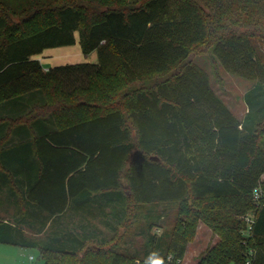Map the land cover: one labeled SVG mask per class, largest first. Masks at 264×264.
Returning <instances> with one entry per match:
<instances>
[{
	"label": "trees",
	"instance_id": "trees-1",
	"mask_svg": "<svg viewBox=\"0 0 264 264\" xmlns=\"http://www.w3.org/2000/svg\"><path fill=\"white\" fill-rule=\"evenodd\" d=\"M76 34L97 62L45 71L35 57ZM198 50L253 83L242 120L191 62ZM8 104L19 114L0 118V192L17 207L1 244L36 248L43 264H145L152 252L181 264L201 222L219 241L197 264H264V0H0ZM38 122L49 125L13 141ZM107 208L106 249L88 225L42 244L21 228Z\"/></svg>",
	"mask_w": 264,
	"mask_h": 264
},
{
	"label": "rangeland",
	"instance_id": "rangeland-1",
	"mask_svg": "<svg viewBox=\"0 0 264 264\" xmlns=\"http://www.w3.org/2000/svg\"><path fill=\"white\" fill-rule=\"evenodd\" d=\"M42 63L47 62L52 66L65 64H76L83 62H97V54L93 52L89 56H84L76 34V43L72 46L48 49L44 54L37 56ZM191 62L205 72L210 80L214 91L220 96L233 114L242 120L247 113V106L244 102V94L252 87V82L245 80L237 75L228 73L216 60L211 51H196L191 58ZM264 180V175L262 181ZM16 198V197H15ZM14 197H9L6 191L0 192V219H15L16 208ZM100 211V210H99ZM97 209H92L89 213L72 214L57 222L53 221H33L27 220L21 226L24 235L28 240L37 244L45 243L55 232L60 230H80L81 225H88V229L95 232L98 241L91 246L95 249L108 248L110 245L103 244L113 237V226L116 225L113 208L105 209V215ZM79 228V229H78ZM134 243L138 247L143 240L139 236H134ZM219 236L215 234L205 224L199 222L196 228L195 238L188 244L187 251L181 264H197L199 258L208 249L216 245ZM34 260L30 261L29 257ZM88 260L92 264H99V259L94 257V253H89ZM94 259V260H93ZM103 260V257H102ZM97 262V263H96ZM44 261L38 249H25L17 246L5 245L0 243V264H43ZM136 264H141L137 262Z\"/></svg>",
	"mask_w": 264,
	"mask_h": 264
},
{
	"label": "crops",
	"instance_id": "crops-1",
	"mask_svg": "<svg viewBox=\"0 0 264 264\" xmlns=\"http://www.w3.org/2000/svg\"><path fill=\"white\" fill-rule=\"evenodd\" d=\"M46 51H44L42 54H44ZM35 58L40 61V63L43 66V69L45 71H47L49 68L54 67L47 62L42 63L41 60L37 56ZM20 103L26 104L25 101H21ZM17 107L18 106L16 105V108H15V106H13V104L12 105L8 104L7 106H0V118L13 117L16 114H19V111H18L19 109ZM43 125H49V124L47 122H38L36 124V131H34L28 127L25 129H19L15 134H13V136L11 138H13L14 142H18L19 139H21V138H30V136L33 134V132H35V133L43 132L44 131ZM5 132H6V126H4L2 123H0V137L4 136Z\"/></svg>",
	"mask_w": 264,
	"mask_h": 264
},
{
	"label": "clouds",
	"instance_id": "clouds-1",
	"mask_svg": "<svg viewBox=\"0 0 264 264\" xmlns=\"http://www.w3.org/2000/svg\"><path fill=\"white\" fill-rule=\"evenodd\" d=\"M145 264H165L164 258L157 252H152L147 257Z\"/></svg>",
	"mask_w": 264,
	"mask_h": 264
},
{
	"label": "built area",
	"instance_id": "built-area-1",
	"mask_svg": "<svg viewBox=\"0 0 264 264\" xmlns=\"http://www.w3.org/2000/svg\"><path fill=\"white\" fill-rule=\"evenodd\" d=\"M260 196V191H256L255 192V198L258 199ZM246 221L250 224L252 222L251 218H247ZM30 261L34 260V257L33 256H30L29 257Z\"/></svg>",
	"mask_w": 264,
	"mask_h": 264
}]
</instances>
